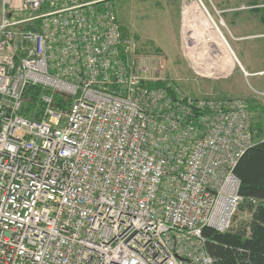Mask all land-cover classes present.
Segmentation results:
<instances>
[{
    "label": "built area",
    "instance_id": "2783aa9c",
    "mask_svg": "<svg viewBox=\"0 0 264 264\" xmlns=\"http://www.w3.org/2000/svg\"><path fill=\"white\" fill-rule=\"evenodd\" d=\"M112 2L0 0V264H215L203 230L232 225L247 101L181 91ZM184 37L197 79L231 75ZM28 86L50 92L40 120Z\"/></svg>",
    "mask_w": 264,
    "mask_h": 264
},
{
    "label": "rangeland",
    "instance_id": "374dc122",
    "mask_svg": "<svg viewBox=\"0 0 264 264\" xmlns=\"http://www.w3.org/2000/svg\"><path fill=\"white\" fill-rule=\"evenodd\" d=\"M201 1L208 12L201 6L197 8H200L199 11H203L205 16L202 12L198 13L193 9V6H196L197 2L201 4ZM112 3L123 29L138 42L140 40L139 46L147 56L145 58L152 63L155 62L156 56L166 59L167 68L164 76L172 80L186 94L194 96L210 94L245 99L252 114L253 144L264 139V0L187 1V4L192 5L188 10L190 9V19L194 26L199 24L200 28L201 24L209 26L213 23L211 26H216L217 29L219 27L218 30H221L226 46L230 44L237 49L245 68L262 71L256 75L246 74L236 60L231 75L220 79L196 78V73L190 68L193 62L187 55L185 29L182 24V31L180 30L175 13L165 0H113ZM162 17L167 20L166 23L162 22ZM202 18L212 22L203 23ZM213 35L219 39L218 34L213 33ZM145 39L164 43L163 52L155 49L152 41H141ZM200 48H203V45ZM218 51H221L219 45L210 44L205 54L206 59L210 61L205 64L207 67L211 66L212 58L218 54ZM220 56L222 65H225L226 54L221 52ZM237 211L232 226L251 218L247 211Z\"/></svg>",
    "mask_w": 264,
    "mask_h": 264
},
{
    "label": "trees",
    "instance_id": "16d2710c",
    "mask_svg": "<svg viewBox=\"0 0 264 264\" xmlns=\"http://www.w3.org/2000/svg\"><path fill=\"white\" fill-rule=\"evenodd\" d=\"M49 93L41 86L26 87L21 114L42 119L46 108L43 96ZM70 101L66 94L57 92L53 106L64 110ZM235 173L241 182L242 201L238 210L247 211L251 218L231 225L223 232L205 227L206 249L215 264H264V139L247 149L239 159Z\"/></svg>",
    "mask_w": 264,
    "mask_h": 264
},
{
    "label": "bare ground",
    "instance_id": "6f19581e",
    "mask_svg": "<svg viewBox=\"0 0 264 264\" xmlns=\"http://www.w3.org/2000/svg\"><path fill=\"white\" fill-rule=\"evenodd\" d=\"M197 6H199V5L193 6V9L196 10L197 12L203 13V11H199L200 8H197ZM189 7H192V5ZM206 11H207V9H206ZM189 13H190V9H189L188 15H187V13H185V19H186L185 20V32H187L188 41H190V42L192 41L194 43V47L190 49V50H192L191 53H195V51H196V54H197L196 57H198L199 60L200 59H206L205 54H206V51L209 49L210 44L212 46H213V44H217V45H219L220 50H223V53L226 54V56H227V62L224 66L225 71L232 70V68L234 66L235 57H234L229 45L226 46V44L224 43V38L222 37L220 30H218L216 28V26L215 27L211 26L213 23H210L209 26H205V25L201 24L200 28H199V26H200L199 24L194 26V24L191 23L189 20V18H190ZM187 19H188V21H187ZM202 21H203V23H205L204 21H206V20L202 18ZM210 21H206V22H210ZM213 33L218 34L219 39L214 37ZM201 45H203V48H200ZM209 51H211V48ZM209 54H211V52ZM196 61H197V59H196Z\"/></svg>",
    "mask_w": 264,
    "mask_h": 264
},
{
    "label": "crops",
    "instance_id": "0c3cea01",
    "mask_svg": "<svg viewBox=\"0 0 264 264\" xmlns=\"http://www.w3.org/2000/svg\"><path fill=\"white\" fill-rule=\"evenodd\" d=\"M187 1L188 0H165V2L169 4L172 11L175 13L176 23H177L178 27L180 26L181 31H182L183 19L185 17L184 6H185V4H187ZM166 21L167 20H164V17H162V22L166 23ZM141 41H143V42L152 41L153 42L152 44H154V48L158 49L160 52H163V49L165 48L164 43H158L154 39H145V40H141ZM139 42H140V40H139ZM228 45H229L235 59L239 61V63L241 64V66H242V68L246 74L256 75V74L262 73V71L249 70V69L245 68L243 65V61H242L241 57L237 53V49L233 48L234 46H230V44H228ZM221 52H223V50L220 51V54H221Z\"/></svg>",
    "mask_w": 264,
    "mask_h": 264
}]
</instances>
